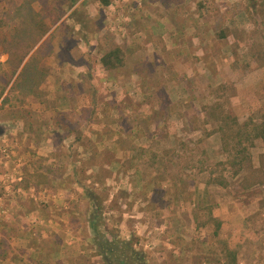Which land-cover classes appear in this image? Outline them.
<instances>
[{
	"label": "rangeland",
	"instance_id": "1",
	"mask_svg": "<svg viewBox=\"0 0 264 264\" xmlns=\"http://www.w3.org/2000/svg\"><path fill=\"white\" fill-rule=\"evenodd\" d=\"M42 1L57 8L50 20L61 19L41 43L27 81L12 84L8 106L0 108L3 120L13 113H39L35 101L50 95L42 86H48L51 73L62 81L61 93L75 95V117L81 114L90 123L104 124L92 142L83 134L82 143L95 147L91 160L126 159V170L118 175L116 169L112 177L127 178H112L117 181L96 192L99 207L120 209L119 203H125L128 212L132 206L135 212H149L153 235L147 241L157 240L154 251L166 248L162 243L167 239L176 246L175 258L170 255L165 264H220L224 248L236 252L237 264H264V187L233 199L228 188L208 183L212 164L225 156L204 112L217 102L241 123L260 122L264 0H110L107 7L100 0H76L73 6V0ZM5 7L11 8V2L0 0V42L19 24ZM33 8L40 11L37 4ZM176 32V39L169 36ZM115 45L125 51V65L109 73L99 59ZM1 71L0 80L7 79ZM28 118L36 126L38 120ZM77 118L62 124L77 134L89 129L88 121ZM113 146L116 154L108 152ZM262 152L263 144L256 140L251 149L255 166ZM200 162L205 170L196 167ZM220 173L218 168L212 174ZM109 175L105 168L99 174L102 180ZM229 175L224 177L231 185L235 180ZM215 221L221 223L217 234Z\"/></svg>",
	"mask_w": 264,
	"mask_h": 264
},
{
	"label": "crops",
	"instance_id": "2",
	"mask_svg": "<svg viewBox=\"0 0 264 264\" xmlns=\"http://www.w3.org/2000/svg\"><path fill=\"white\" fill-rule=\"evenodd\" d=\"M47 35L49 32L38 46ZM7 59L6 54L0 53V69L4 77L9 75ZM26 62L27 58L22 66ZM20 69L11 80L2 78L5 83L0 80V108L8 106L7 94ZM52 76L48 74V86H42L50 91V95L43 101L33 100L41 109L39 113L24 116L13 113L3 116L4 120L0 116V126L7 128L0 138V173L9 174L14 179L10 184L0 177V264H106L110 260L108 256L98 254L102 250L103 238L118 249H121V243L130 241L134 249L144 253L146 264H165L170 255L175 258L176 246L168 239L162 243L167 247H158L156 251L154 244L157 240L147 241L153 235L149 212H135V206L128 212L125 203H119L120 209H103L97 205L98 190L106 189L112 178L122 181L127 178L125 174L122 178L112 177L116 169L114 173L118 175L126 170V159L122 160L118 155L104 163L91 160L95 153L90 152H94L95 147L93 143H82L83 134L92 142L95 135H101L97 131L103 129L104 124L90 123L88 116L80 114L83 123L88 121L90 125L89 129L84 127L81 130V140L76 139L81 133L77 134L71 126L62 124L78 116L72 110L75 95L66 90L61 93L62 81ZM47 102L51 103L48 111ZM63 106L71 108L67 110L69 113L61 111ZM38 115L42 116V121ZM28 117L38 120L36 126L29 123ZM73 135H76L74 139ZM115 146L108 152L116 154ZM102 168L110 172L103 180L99 176ZM112 199L113 196H109L106 203L110 204ZM160 228L162 225L158 230ZM95 230L98 231L97 237ZM167 234L171 237L168 231ZM169 248L172 251L169 252ZM148 249L151 250V261L146 258Z\"/></svg>",
	"mask_w": 264,
	"mask_h": 264
},
{
	"label": "trees",
	"instance_id": "3",
	"mask_svg": "<svg viewBox=\"0 0 264 264\" xmlns=\"http://www.w3.org/2000/svg\"><path fill=\"white\" fill-rule=\"evenodd\" d=\"M3 1L11 2V8L5 7L4 9L5 11H12L19 22L11 30L12 33L0 42L2 53L8 56L6 63L10 69L8 77L7 74L5 77L11 80L25 59L34 50V47L49 32L51 27L57 23L61 16H56L54 20H50L49 16L53 12L55 13L57 8L48 7L46 1ZM100 2L104 7L110 4V0H100ZM75 3L76 0L71 1L70 6H73ZM34 4H37L40 8L38 13L34 11ZM202 9H199V11ZM174 15L175 13L172 12L171 16L174 17ZM202 15V12H199L198 17L201 18ZM174 30L177 32L180 31L179 29ZM177 32L176 34L171 33L169 36L176 39L178 37ZM220 38H225V34L222 31ZM40 46L29 56L27 62L21 67L16 80L24 78V81H27L29 75L27 71H30L31 68L34 69L33 65L35 60H37ZM178 52L181 54L182 51L179 50ZM252 57L255 58V55H252ZM125 59V51L120 46L115 45L103 52L99 63L106 72L113 73L118 72L125 65ZM260 61L262 63L259 66H264V57ZM1 95L2 93H0ZM204 112L206 117L205 124L210 125L213 128V133L219 136L221 152L225 156L223 161H216L212 164V168L214 169L209 171L211 177H209L208 183L224 189L228 188L229 192L232 193L233 199H239L244 193L250 190L253 191V189L264 187V106L261 110L260 122L258 123L255 121L252 122L251 120L241 123L230 109H226L221 103L217 102L211 106L204 107ZM76 139L81 140V135ZM256 140H260L263 144V152L259 156L257 166L254 165L251 155V149L254 148ZM198 164L196 166L198 170L202 171L207 167L201 165V162ZM218 168L221 169L220 175L213 177L212 173H215ZM227 172L230 173V178L235 180L231 185L224 177ZM215 226V234H217L221 223L215 221ZM94 232L97 237L98 231L95 230ZM103 242L102 250L98 251V254L102 253L104 256H108L110 260L106 264H146L144 253L134 249L130 241L121 243V249L113 247L104 238ZM220 264H237L236 252L224 248V258Z\"/></svg>",
	"mask_w": 264,
	"mask_h": 264
},
{
	"label": "built area",
	"instance_id": "4",
	"mask_svg": "<svg viewBox=\"0 0 264 264\" xmlns=\"http://www.w3.org/2000/svg\"><path fill=\"white\" fill-rule=\"evenodd\" d=\"M0 177H2L5 181H9V183H10V180H14L13 177L11 175H9V174H1L0 173ZM15 180H17V179H15Z\"/></svg>",
	"mask_w": 264,
	"mask_h": 264
},
{
	"label": "water",
	"instance_id": "5",
	"mask_svg": "<svg viewBox=\"0 0 264 264\" xmlns=\"http://www.w3.org/2000/svg\"><path fill=\"white\" fill-rule=\"evenodd\" d=\"M7 128L4 126H0V138H2L4 136V134L6 133Z\"/></svg>",
	"mask_w": 264,
	"mask_h": 264
}]
</instances>
